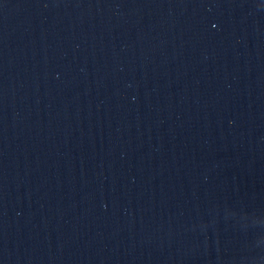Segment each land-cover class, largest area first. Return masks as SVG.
Masks as SVG:
<instances>
[{
	"label": "water",
	"instance_id": "1",
	"mask_svg": "<svg viewBox=\"0 0 264 264\" xmlns=\"http://www.w3.org/2000/svg\"><path fill=\"white\" fill-rule=\"evenodd\" d=\"M0 264H264V0H110L20 88Z\"/></svg>",
	"mask_w": 264,
	"mask_h": 264
}]
</instances>
